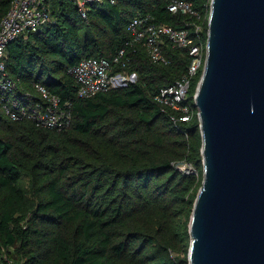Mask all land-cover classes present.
<instances>
[{
    "label": "trees",
    "instance_id": "1",
    "mask_svg": "<svg viewBox=\"0 0 264 264\" xmlns=\"http://www.w3.org/2000/svg\"><path fill=\"white\" fill-rule=\"evenodd\" d=\"M12 0H0V20ZM201 20L168 0H102L83 18L71 0H47L53 20L5 49V72L30 90L41 83L69 102L64 130L14 121L0 102V264H188V222L201 184V135L192 79L189 120L154 95L184 75L186 47L163 39L167 63L138 44L125 69L137 81L87 98L68 69L83 57H111L131 38L136 14L188 29L206 46L210 0H187ZM122 69V68H119ZM173 116L174 119L171 117ZM190 163L197 175L176 165Z\"/></svg>",
    "mask_w": 264,
    "mask_h": 264
},
{
    "label": "water",
    "instance_id": "2",
    "mask_svg": "<svg viewBox=\"0 0 264 264\" xmlns=\"http://www.w3.org/2000/svg\"><path fill=\"white\" fill-rule=\"evenodd\" d=\"M188 264H264V0H210Z\"/></svg>",
    "mask_w": 264,
    "mask_h": 264
},
{
    "label": "built area",
    "instance_id": "3",
    "mask_svg": "<svg viewBox=\"0 0 264 264\" xmlns=\"http://www.w3.org/2000/svg\"><path fill=\"white\" fill-rule=\"evenodd\" d=\"M46 1L12 0L0 20V102L5 114L14 121L26 119L40 128L64 130L70 126L72 119L69 102H62L58 95L51 93L38 82H33L28 90L21 85L19 77L11 78L5 72L6 46L20 36L42 29L53 20ZM71 1L76 4L83 18H86L90 7L102 2ZM167 6L173 13L181 12L201 20V16L187 0H168ZM127 29L131 38L125 42V47L111 57H83L68 69L75 81L76 95L87 98L112 88L134 84L137 81L136 73L125 69L129 61L127 49L138 44L152 62L167 63L168 60L161 50L162 40L167 39L173 46L186 47L190 62L186 73L172 84L161 87L154 95V101L163 108L180 113L177 119L189 120L192 107L188 102V92L192 79L203 68L206 52V46L197 41L202 30L201 24H196L192 37L188 29L178 30L166 24L158 25L152 22L150 15L136 14ZM176 167L185 173L197 175L196 169L190 163H179Z\"/></svg>",
    "mask_w": 264,
    "mask_h": 264
},
{
    "label": "rangeland",
    "instance_id": "4",
    "mask_svg": "<svg viewBox=\"0 0 264 264\" xmlns=\"http://www.w3.org/2000/svg\"><path fill=\"white\" fill-rule=\"evenodd\" d=\"M195 169V168H194Z\"/></svg>",
    "mask_w": 264,
    "mask_h": 264
}]
</instances>
